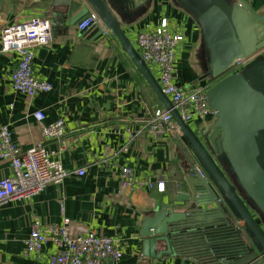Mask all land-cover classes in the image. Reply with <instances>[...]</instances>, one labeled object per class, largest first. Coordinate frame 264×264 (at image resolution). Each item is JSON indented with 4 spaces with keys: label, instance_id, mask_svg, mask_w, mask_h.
Wrapping results in <instances>:
<instances>
[{
    "label": "crops",
    "instance_id": "crops-1",
    "mask_svg": "<svg viewBox=\"0 0 264 264\" xmlns=\"http://www.w3.org/2000/svg\"><path fill=\"white\" fill-rule=\"evenodd\" d=\"M264 17V0H245ZM55 0H0V31L7 25L32 17L48 19L53 41L34 49V76L51 85L47 93L29 98L14 93L10 77L18 57L0 53V127L7 126L12 141L26 150L43 143L68 172L84 169L83 176L70 173L31 197L16 198L0 206V264H47L54 251L44 246L39 258L23 257L24 240L33 221L42 226L72 221L78 231L115 240L122 250L119 264H201L181 253L161 258L143 255L140 230L160 204L186 192L184 160L186 144L170 134L153 137L146 125L155 109H164L118 42L110 35H83L77 25L58 19ZM166 20L167 29L183 37L175 52V80L181 88L203 79L202 46L197 24L172 0H152L144 12L123 31L134 49L141 31L153 30ZM158 80L155 67L148 66ZM44 114L42 123L32 114ZM64 121V148L56 140H44L43 124ZM213 118L188 122L198 133ZM130 136H133L130 139ZM128 167L136 180L162 183L156 188L122 189L120 168ZM7 161L0 160V179L11 176ZM164 247L156 244L159 252Z\"/></svg>",
    "mask_w": 264,
    "mask_h": 264
},
{
    "label": "water",
    "instance_id": "water-1",
    "mask_svg": "<svg viewBox=\"0 0 264 264\" xmlns=\"http://www.w3.org/2000/svg\"><path fill=\"white\" fill-rule=\"evenodd\" d=\"M197 24L212 121L195 133L182 121L123 26L152 0H55L58 19L79 25L91 13L129 57L179 127L186 144V192L155 207L142 222L143 255L181 253L201 264H264V17L245 0H172ZM255 56V57H254ZM253 57V58H251ZM251 58L238 72L237 61ZM199 166L203 175L195 171ZM163 249L156 252V244Z\"/></svg>",
    "mask_w": 264,
    "mask_h": 264
},
{
    "label": "built area",
    "instance_id": "built-area-1",
    "mask_svg": "<svg viewBox=\"0 0 264 264\" xmlns=\"http://www.w3.org/2000/svg\"><path fill=\"white\" fill-rule=\"evenodd\" d=\"M91 26L102 28L93 13L77 25L79 32H84ZM106 34V33H104ZM183 37L167 29V22L163 20L159 27L153 30L141 31L136 36V51L147 66H152L158 72V84L163 94L170 101L183 122L193 120L204 121L213 118L215 112L208 108L206 92L217 80L201 81L186 88L178 87L175 83V52ZM53 41L51 23L48 19L32 17L24 22L5 26L0 31V53L13 52L17 55V65L11 73L10 87L12 92L29 98L38 93H47L51 85L37 79L32 70L34 49L46 46ZM264 53L259 51L256 55ZM255 57V56H254ZM253 58V57H251ZM251 58L237 61L228 74L240 71ZM40 123L44 121V114L36 111L32 114ZM64 121L43 124L41 136L44 140L63 142ZM147 134L157 137L170 134L175 139L182 137L179 127L172 120L165 109H155L147 122ZM133 136H130L132 139ZM0 160L7 161L12 169L9 177L0 179V206L16 198L31 197L40 193L51 184L61 183L70 173L83 176L84 169L73 172L65 170L43 143L21 150L11 139L7 126L0 127ZM196 173L203 175L199 166ZM156 188L163 191L162 183L150 180H136L128 167L120 168V187L122 189ZM51 244L54 251L48 255L47 264H119L122 250L114 239L98 236L94 233H80L71 220L63 218L59 224L42 226L33 221L28 237L24 240L23 257L39 258L45 245Z\"/></svg>",
    "mask_w": 264,
    "mask_h": 264
},
{
    "label": "flooded vegetation",
    "instance_id": "flooded-vegetation-1",
    "mask_svg": "<svg viewBox=\"0 0 264 264\" xmlns=\"http://www.w3.org/2000/svg\"><path fill=\"white\" fill-rule=\"evenodd\" d=\"M212 81H214V80H212Z\"/></svg>",
    "mask_w": 264,
    "mask_h": 264
},
{
    "label": "rangeland",
    "instance_id": "rangeland-1",
    "mask_svg": "<svg viewBox=\"0 0 264 264\" xmlns=\"http://www.w3.org/2000/svg\"><path fill=\"white\" fill-rule=\"evenodd\" d=\"M201 59H202V57H201Z\"/></svg>",
    "mask_w": 264,
    "mask_h": 264
},
{
    "label": "trees",
    "instance_id": "trees-1",
    "mask_svg": "<svg viewBox=\"0 0 264 264\" xmlns=\"http://www.w3.org/2000/svg\"><path fill=\"white\" fill-rule=\"evenodd\" d=\"M216 82V81H215Z\"/></svg>",
    "mask_w": 264,
    "mask_h": 264
}]
</instances>
